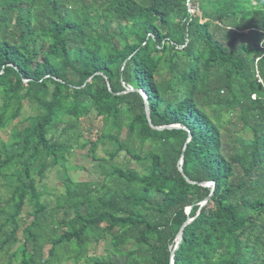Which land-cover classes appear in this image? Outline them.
<instances>
[{"label":"trees","instance_id":"obj_1","mask_svg":"<svg viewBox=\"0 0 264 264\" xmlns=\"http://www.w3.org/2000/svg\"><path fill=\"white\" fill-rule=\"evenodd\" d=\"M1 187L7 264H264V0H0Z\"/></svg>","mask_w":264,"mask_h":264},{"label":"rangeland","instance_id":"obj_2","mask_svg":"<svg viewBox=\"0 0 264 264\" xmlns=\"http://www.w3.org/2000/svg\"><path fill=\"white\" fill-rule=\"evenodd\" d=\"M29 111L30 109L26 107L25 113ZM234 122L235 119L232 118L231 122H228L227 126H230L232 129L236 131H240L239 126L236 125V123ZM58 133L59 134L61 133V129L57 131V134ZM5 135L6 134H3V136ZM66 136L67 135L63 136V138H65ZM246 136H249V133L246 134ZM80 140L83 141L82 138ZM89 147L90 146L88 145L85 148L77 147L76 149H74L66 163L67 174L75 183L84 182V181H90V182L101 181L104 178V176L101 173L99 160L102 158H105L108 163L114 162L115 164L121 165L125 168L131 167L138 171L142 169V165L138 160L126 156L124 152H120L119 155L112 160L109 152L114 151L116 149V146L114 145L108 144L106 146H100L96 153L95 159H92L90 156H88ZM63 179H64V171L62 169L61 164L54 167H50L45 173V178L42 181H39L40 189L45 192L43 199L46 200L48 199L50 202H52V200L55 199V197L58 194L63 193L65 191V184ZM5 195H6V188L1 187L0 196H5ZM30 211L31 208L29 206H26L23 211V216H26V214ZM19 237L20 238L23 237L21 231L19 232ZM109 246H110L109 241L101 242L94 254L101 256L104 259H108L109 257H111L117 263L122 264L124 261V256L121 254L116 255L113 254L111 251H108ZM89 255L90 256L93 255V252H90ZM7 263H8V256L6 255L5 252H3L0 255V264H7ZM61 264H91V263H86L85 260H81L78 263H75L74 260H70V261L63 260Z\"/></svg>","mask_w":264,"mask_h":264},{"label":"water","instance_id":"obj_3","mask_svg":"<svg viewBox=\"0 0 264 264\" xmlns=\"http://www.w3.org/2000/svg\"><path fill=\"white\" fill-rule=\"evenodd\" d=\"M145 99H146V101H147L146 96H145ZM149 120H150V118H149ZM155 128L162 129V128H164V127H163V126H156ZM186 178H187V180H188L189 182H192L187 176H186ZM201 184H204V182H202ZM210 196H211V195H210ZM210 196H209V197H210ZM209 197H208V198H209ZM208 198H207V199H208ZM181 235H182V232L179 233L180 239H181Z\"/></svg>","mask_w":264,"mask_h":264}]
</instances>
